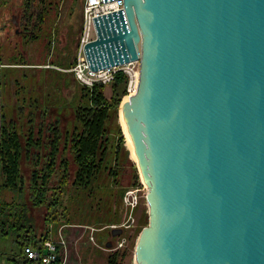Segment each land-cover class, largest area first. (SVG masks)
Masks as SVG:
<instances>
[{
  "label": "water",
  "instance_id": "obj_1",
  "mask_svg": "<svg viewBox=\"0 0 264 264\" xmlns=\"http://www.w3.org/2000/svg\"><path fill=\"white\" fill-rule=\"evenodd\" d=\"M95 25L92 69L140 62L120 104L148 190L135 264H264V0H124Z\"/></svg>",
  "mask_w": 264,
  "mask_h": 264
},
{
  "label": "trees",
  "instance_id": "obj_2",
  "mask_svg": "<svg viewBox=\"0 0 264 264\" xmlns=\"http://www.w3.org/2000/svg\"><path fill=\"white\" fill-rule=\"evenodd\" d=\"M32 1L36 3V0ZM32 8L31 6L28 14L27 7L23 5L17 17L19 25L16 33L22 35L21 25H24L26 29L31 28L30 36L34 40L39 36L35 31L39 32V20L43 22L46 8L43 11ZM48 39L47 47L50 49L53 39L51 36ZM79 43L78 40L73 63L67 65L57 57L52 64L59 63L65 69L73 68L77 62ZM19 63L21 62L15 64ZM48 71L51 70H45ZM18 83L15 80L12 95L16 102L11 107V115L4 112L0 101V176L4 179V189L12 188L23 196L22 200L10 202L0 193V229L3 236L16 237L17 246L16 250L8 253L6 264L22 263L26 246H42L49 239V224L46 223L39 230L33 214H42L46 221L55 219L57 222L71 223L65 218L68 200L74 199L76 194L79 201L88 197L94 202L96 191L102 187L100 180L105 175L112 180L113 176H118L114 168L120 166L125 146L121 127L117 123V112L118 105L127 94L129 76L123 70L116 73L113 102L106 99L104 84L97 83L88 88L77 81L80 94L76 98L73 120L67 125L61 117L58 118V115H62L59 111L56 114L47 112L45 92L43 96H39V102L34 93L29 99V110L24 113L26 100L19 103L22 87H18ZM116 179L117 177L114 180ZM103 189H106L104 185ZM92 206L94 207L91 202L89 212L93 211ZM95 206H98L96 211H102L103 202L97 199ZM106 214L110 215L108 212ZM62 254L63 248L59 246L58 263L63 261ZM123 255L116 253L109 257V262L120 264L118 257Z\"/></svg>",
  "mask_w": 264,
  "mask_h": 264
},
{
  "label": "rangeland",
  "instance_id": "obj_3",
  "mask_svg": "<svg viewBox=\"0 0 264 264\" xmlns=\"http://www.w3.org/2000/svg\"><path fill=\"white\" fill-rule=\"evenodd\" d=\"M23 5L27 7L28 14H30L31 6L35 11H38V9L43 11L46 8L43 22L39 20V32L35 31L39 36L34 40H31V28L26 29L24 25H21L23 27L22 35L15 32L12 17L15 16L14 20L16 16L18 17ZM83 12V0H42V2L36 0L35 4L32 0H0L1 61L5 66H7L6 63H9L8 67L0 70V75L2 74L0 76V101L1 104L3 103L6 114H12L13 108L11 109V107H14L16 102L15 96L12 95L16 80L19 82L18 87H22L19 103L21 104L26 100L24 113L29 110L30 97L36 93L39 102V96L45 92L47 95V112L56 114L59 111L62 115H58V118L61 117L65 125L71 123L76 98L80 94V86L74 77L71 67L65 69L60 67L61 64L59 63L53 65L52 63L57 57L62 59L61 61L67 65L74 62L73 58L78 40L81 43V29L84 23ZM18 25L19 21L17 27ZM50 36L53 42L51 48L48 49V38ZM11 59L13 60L12 62ZM16 62L21 63L15 64ZM42 66L47 67L44 70L51 71L45 72L41 70ZM129 69L137 71L138 64L130 65ZM113 83L106 84L104 88V95L109 102H113L115 96ZM9 99L11 100L9 101ZM37 106L38 112L39 104ZM117 118V123H119L124 136L120 121V105H118ZM124 146L125 149L123 150L120 166L114 168L118 176H113L112 180L110 176L107 178L105 175L100 180V186L102 187L96 191L94 202L88 197L79 201L76 194L73 196L74 199L68 200L65 218L71 223H61V221L57 222L55 219L46 221L43 219L42 214H33L39 230L43 229L46 223L49 224V238L57 239L61 235L64 236L62 227L66 225L64 228L67 239H65L66 246L62 247L63 261L66 260V264H112L109 262V257H113L119 252L124 254L118 257L120 264L136 263L135 249L137 241L142 229L149 223L148 190L144 187L138 168L130 155L125 136ZM115 177H117L116 180H114ZM3 180V176H0L1 195H4L10 202L16 199L22 200L23 196L18 195L14 189H4ZM103 185L106 189H103ZM133 188L138 189L139 203L132 213L136 219L135 224L127 228L123 224L127 222L131 210H128L126 206L125 197L127 192ZM97 199L103 202L102 211L95 210L98 208V206H95ZM91 202L94 207L92 206L93 211L89 212ZM107 212L110 215H107ZM112 225L123 228V233L113 236ZM122 238L127 239V242L124 247L118 248V240ZM15 239L16 237L13 236H3L0 229V264H6L8 253L16 250ZM109 241L113 242L114 245L108 246Z\"/></svg>",
  "mask_w": 264,
  "mask_h": 264
},
{
  "label": "built area",
  "instance_id": "obj_4",
  "mask_svg": "<svg viewBox=\"0 0 264 264\" xmlns=\"http://www.w3.org/2000/svg\"><path fill=\"white\" fill-rule=\"evenodd\" d=\"M120 10H124V0H83V13H84V23L82 30L81 43L79 46V51L77 55V62L72 68V71L75 74V78L77 81L85 87L92 88L95 84H110L115 81L116 73L119 70H123L130 77V83L128 86V94L132 95L136 92L138 86V80L135 78V74L140 70V62L135 61L128 65L127 67H108L101 69H92L91 63L87 59V55L85 52V45L96 39L97 30L95 25V19L99 18L103 15H108L109 13L119 12ZM138 64L137 71L130 70V65ZM5 65L2 63L0 58V69ZM0 164H1V156H0ZM1 168V165H0ZM1 172V171H0ZM1 175V174H0ZM145 187V185H144ZM146 188V187H145ZM147 189V188H146ZM138 189H131L127 192L125 197V203L128 210H131L130 216L126 223L123 224L124 227L130 228L135 224V217L133 216V212L135 207L139 203L138 198ZM148 193V192H147ZM120 228L117 225H112L111 230ZM124 230L123 228H120ZM123 233V232H122ZM127 239L122 238L118 240V248H122L125 246ZM112 245L114 243L112 242ZM59 246L65 247L66 240L63 235L55 238L46 239L42 246L30 244L25 247L23 252V262L20 264H66V260L62 263H58L59 259Z\"/></svg>",
  "mask_w": 264,
  "mask_h": 264
},
{
  "label": "crops",
  "instance_id": "obj_5",
  "mask_svg": "<svg viewBox=\"0 0 264 264\" xmlns=\"http://www.w3.org/2000/svg\"><path fill=\"white\" fill-rule=\"evenodd\" d=\"M83 18H84V13H83ZM83 21H84V19H83ZM82 30H83V28H82ZM0 54H1V52H0ZM52 65H53V64H52ZM8 66H9V64H7V66H4V67H2V68L8 67ZM10 66H12V65H10ZM38 68H39V67H38ZM44 68H47V67L42 66V67H41V70L45 71ZM48 68H50V66H48ZM65 226H66V225H63V227H62V232H63V234H64V236H65V239H66V235H65V233H64V228H65ZM66 240H67V239H66Z\"/></svg>",
  "mask_w": 264,
  "mask_h": 264
},
{
  "label": "bare ground",
  "instance_id": "obj_6",
  "mask_svg": "<svg viewBox=\"0 0 264 264\" xmlns=\"http://www.w3.org/2000/svg\"><path fill=\"white\" fill-rule=\"evenodd\" d=\"M138 76H139V73H138V71H137L136 74H135V78H136V80H138ZM120 119H121V123L123 124L124 122H123V119H122L121 113H120ZM123 125H124V124H123ZM132 159H134V157H133Z\"/></svg>",
  "mask_w": 264,
  "mask_h": 264
},
{
  "label": "flooded vegetation",
  "instance_id": "obj_7",
  "mask_svg": "<svg viewBox=\"0 0 264 264\" xmlns=\"http://www.w3.org/2000/svg\"><path fill=\"white\" fill-rule=\"evenodd\" d=\"M15 17V16H14ZM17 17V16H16ZM12 22H13V24L15 25V32H16V29H17V20H16V22H15V20L14 19H12Z\"/></svg>",
  "mask_w": 264,
  "mask_h": 264
}]
</instances>
